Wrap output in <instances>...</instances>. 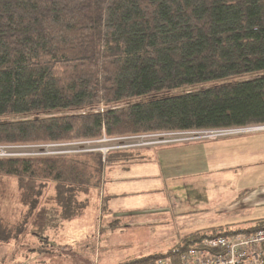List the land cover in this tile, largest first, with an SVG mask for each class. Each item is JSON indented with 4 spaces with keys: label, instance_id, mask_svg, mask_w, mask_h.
<instances>
[{
    "label": "trees",
    "instance_id": "trees-1",
    "mask_svg": "<svg viewBox=\"0 0 264 264\" xmlns=\"http://www.w3.org/2000/svg\"><path fill=\"white\" fill-rule=\"evenodd\" d=\"M257 124L264 0H0V144ZM141 151L0 156V241L43 237L82 215L105 168L127 167ZM209 235L188 233L168 253Z\"/></svg>",
    "mask_w": 264,
    "mask_h": 264
},
{
    "label": "rangeland",
    "instance_id": "rangeland-1",
    "mask_svg": "<svg viewBox=\"0 0 264 264\" xmlns=\"http://www.w3.org/2000/svg\"><path fill=\"white\" fill-rule=\"evenodd\" d=\"M245 128L219 136L206 131L211 129H195L111 139L109 146H137L146 159L117 170L106 168L102 185L89 190L83 214L58 230L0 241V264H122L151 253L167 256L194 231L228 235L264 225V180L244 188L243 170L221 168L218 163L227 166V161L209 156L212 142L252 129ZM106 142L102 138L64 144L68 147L26 143L3 148L9 154H37ZM7 189L16 186L11 183ZM2 204L11 209L14 202L8 196Z\"/></svg>",
    "mask_w": 264,
    "mask_h": 264
},
{
    "label": "built area",
    "instance_id": "built-area-1",
    "mask_svg": "<svg viewBox=\"0 0 264 264\" xmlns=\"http://www.w3.org/2000/svg\"><path fill=\"white\" fill-rule=\"evenodd\" d=\"M252 126H246V128H251ZM253 127H264V124H257ZM244 128L245 126L224 127L206 131L218 134L219 136L227 132L243 130ZM142 135L139 134L133 137ZM103 139L105 140V138ZM3 145L8 144H0V156L4 154L15 155L7 153ZM93 148L95 147H88L86 149ZM98 149L103 150L105 154L108 149H111V146L105 145ZM58 152L66 151L62 150ZM145 264H264V226L248 231H237L228 235L221 233L205 236L199 243L191 244L182 251L171 252L167 256L158 257Z\"/></svg>",
    "mask_w": 264,
    "mask_h": 264
},
{
    "label": "crops",
    "instance_id": "crops-1",
    "mask_svg": "<svg viewBox=\"0 0 264 264\" xmlns=\"http://www.w3.org/2000/svg\"><path fill=\"white\" fill-rule=\"evenodd\" d=\"M253 126L251 127L252 129L247 131L244 130L243 132L235 134L231 133L232 136L230 135L229 137L223 138L221 140L215 139L216 141L212 142L208 146V149L211 151L209 156L212 159L218 162L220 160L227 161V166L225 162L218 163L220 164L221 168L238 167L241 169V172L243 170V173L240 175V179L241 183L245 185L244 188L247 187L248 183H252L258 179L264 180V127ZM74 143L75 142L55 144L60 145L61 147H68L64 144L71 145ZM111 143V141L107 140L106 143L94 147L99 148L105 145L109 146L112 145ZM112 148L116 147H111V149ZM141 155L142 156L138 161L146 159V157H143L146 156L143 150L141 151ZM186 155H188V153ZM130 164H128V166H130ZM124 167L122 165H112L106 168H109V170H117V168ZM105 172L106 171L104 170V173Z\"/></svg>",
    "mask_w": 264,
    "mask_h": 264
}]
</instances>
